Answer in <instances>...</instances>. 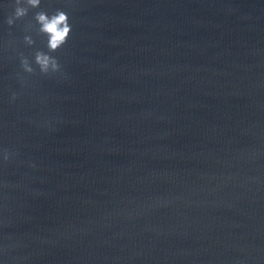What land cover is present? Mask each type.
<instances>
[{"label": "water", "instance_id": "water-1", "mask_svg": "<svg viewBox=\"0 0 264 264\" xmlns=\"http://www.w3.org/2000/svg\"><path fill=\"white\" fill-rule=\"evenodd\" d=\"M13 3L0 264H264V0H42L9 26Z\"/></svg>", "mask_w": 264, "mask_h": 264}, {"label": "clouds", "instance_id": "clouds-1", "mask_svg": "<svg viewBox=\"0 0 264 264\" xmlns=\"http://www.w3.org/2000/svg\"><path fill=\"white\" fill-rule=\"evenodd\" d=\"M42 0H14L11 5V13L6 17V24L12 26L16 20H19L28 14L29 9L40 8ZM34 19L39 25V32L48 37L49 51H55L66 43L68 36L71 33L72 25L69 22V15L63 10H57L53 14L45 11L36 12ZM28 44L33 41L30 37H25ZM35 63L39 66L42 73L49 71H58L59 64L55 57L47 53L37 52L35 55ZM22 66L26 72H32L31 66L27 60L22 61ZM16 96L10 98V102L15 101Z\"/></svg>", "mask_w": 264, "mask_h": 264}]
</instances>
